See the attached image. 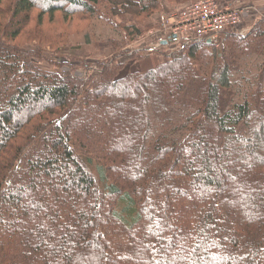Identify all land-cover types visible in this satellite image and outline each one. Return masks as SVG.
<instances>
[{"label":"trees","instance_id":"obj_1","mask_svg":"<svg viewBox=\"0 0 264 264\" xmlns=\"http://www.w3.org/2000/svg\"><path fill=\"white\" fill-rule=\"evenodd\" d=\"M159 3L0 0V264H264V18L123 76L32 61L78 39L57 13L114 49Z\"/></svg>","mask_w":264,"mask_h":264},{"label":"rangeland","instance_id":"obj_2","mask_svg":"<svg viewBox=\"0 0 264 264\" xmlns=\"http://www.w3.org/2000/svg\"><path fill=\"white\" fill-rule=\"evenodd\" d=\"M161 3L156 6L155 10H157L156 13L154 11L148 14L143 15H135V16H128L124 13L122 16H119L118 18L115 17L116 22H118L120 25H124L125 23L129 24H137L140 25L142 28V32H140L139 35L132 36V40L127 43V45L115 47L114 49L109 46H105L101 49V47H95L94 44L91 45H85L83 43V35L82 32L84 29H86V26L92 25L95 23L86 21H82V14L75 15L73 17H69L70 19H67L68 23H65V21L62 20V22L57 23V19L60 20L63 18L62 13L56 14V21L55 23L50 25L47 20L45 21V27L43 26L41 32L43 30L47 31L48 29L52 27L57 28V31H61V28L66 27L71 33L77 34L78 39L76 42H68L65 46H59L57 49H52L51 47L47 46L44 48V58L45 60L38 62L37 59H32L33 63L38 64L40 67L45 69H60L62 72H70L73 73L77 78L79 79H87L88 76H97L99 75L100 71H102V64L113 62L115 64H120L114 68H111L113 71H118L119 76H123L129 72V70H138L140 67V63L142 61H149L150 63L154 64L156 60H163V56L160 54H154L152 56H147L144 52L147 51H141L137 49H143L147 46H151L150 43L156 41L158 38V34H151L152 32L162 30L163 28L172 31L173 30V23L181 18L186 17L191 12V6L192 4H207V1H213V0H188L185 2V4H171L168 5L164 3V0H160ZM190 1V2H189ZM215 1V0H214ZM221 8H223L224 11H237L235 18H234V24L236 28H240L243 26L246 30V33H248L254 25L260 20H255L251 24L245 23L246 17H251L253 20V16L255 15V11L253 7H245V8H230L226 7L220 0H217ZM216 5V4H213ZM160 7V8H159ZM159 9V10H158ZM137 11V10H136ZM34 20L30 23L29 26H27L26 29V35L24 41H22V44H29L27 48H33L32 43V27L36 25V18L37 17V11L33 12ZM164 20H162V18ZM47 18V16H45ZM45 18V19H46ZM262 19V18H261ZM97 24L98 29L104 30L108 29L107 25H104L103 23L99 21ZM99 25V26H98ZM88 29V28H87ZM51 30V29H50ZM99 30V31H100ZM82 31V32H81ZM98 31V32H99ZM142 33V34H141ZM227 32L222 33L217 42H212L210 40V44H219L220 40L222 39V36L225 35ZM30 36V37H29ZM173 38H175V35H173ZM96 41L95 37L92 38ZM172 41L165 40L163 41V44L160 48L155 49L153 51H166L168 46L170 45ZM97 43V42H96ZM175 44V43H173ZM180 45V44H179ZM177 45V46H179ZM188 45V44H187ZM187 45H184L182 48L176 50L179 51L186 47ZM172 46V45H170ZM176 47V46H175ZM173 47V48H175ZM172 48V49H173ZM176 51H173L171 53H174ZM168 52V51H167ZM141 57H144L140 59ZM142 60V61H141ZM56 63L61 64V67L59 68ZM112 63V64H113ZM110 64V65H112ZM120 207H118V212H120Z\"/></svg>","mask_w":264,"mask_h":264},{"label":"built area","instance_id":"obj_3","mask_svg":"<svg viewBox=\"0 0 264 264\" xmlns=\"http://www.w3.org/2000/svg\"><path fill=\"white\" fill-rule=\"evenodd\" d=\"M236 13L237 11H224L217 0L207 1V4L194 3L186 17H181L173 23L172 31L163 28L152 32L151 34H158L156 41L150 43L151 46L137 50L153 51L160 48L163 41L169 40L172 41L170 43L172 46L169 45L166 51L173 52L193 41L217 42L219 36L225 32L245 35L246 30L243 26L240 28L233 26Z\"/></svg>","mask_w":264,"mask_h":264},{"label":"crops","instance_id":"obj_4","mask_svg":"<svg viewBox=\"0 0 264 264\" xmlns=\"http://www.w3.org/2000/svg\"><path fill=\"white\" fill-rule=\"evenodd\" d=\"M226 7L230 8H247L253 7L255 15L252 18L246 17L245 23L251 24L255 20L264 18V0H220ZM165 3V2H164Z\"/></svg>","mask_w":264,"mask_h":264}]
</instances>
